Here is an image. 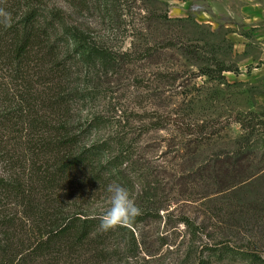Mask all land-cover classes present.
Returning <instances> with one entry per match:
<instances>
[{
    "label": "rangeland",
    "instance_id": "obj_1",
    "mask_svg": "<svg viewBox=\"0 0 264 264\" xmlns=\"http://www.w3.org/2000/svg\"><path fill=\"white\" fill-rule=\"evenodd\" d=\"M44 1L77 34L61 60L79 148L104 143L97 163L116 166L85 212L107 209L110 184L140 208L131 222L100 228L99 259L74 264H251L242 252L264 260V133L233 119L264 113L249 110L244 60L264 55L254 44L264 0ZM212 60L234 72L209 77ZM15 150L24 153V140Z\"/></svg>",
    "mask_w": 264,
    "mask_h": 264
},
{
    "label": "trees",
    "instance_id": "obj_2",
    "mask_svg": "<svg viewBox=\"0 0 264 264\" xmlns=\"http://www.w3.org/2000/svg\"><path fill=\"white\" fill-rule=\"evenodd\" d=\"M63 22L61 8L44 0H0V264H74L102 255L93 249L100 215L84 205L116 166L97 163L104 143L80 149L81 134L70 125V69L61 46L77 34L65 33ZM212 65L209 77L234 72ZM262 118L249 112L233 119L251 135L264 133ZM22 140L24 153L16 156ZM241 255L264 264L255 253Z\"/></svg>",
    "mask_w": 264,
    "mask_h": 264
},
{
    "label": "clouds",
    "instance_id": "obj_3",
    "mask_svg": "<svg viewBox=\"0 0 264 264\" xmlns=\"http://www.w3.org/2000/svg\"><path fill=\"white\" fill-rule=\"evenodd\" d=\"M110 194L109 206L100 215V227L104 230L131 222L140 214V208L126 187L120 184L107 186Z\"/></svg>",
    "mask_w": 264,
    "mask_h": 264
},
{
    "label": "crops",
    "instance_id": "obj_4",
    "mask_svg": "<svg viewBox=\"0 0 264 264\" xmlns=\"http://www.w3.org/2000/svg\"><path fill=\"white\" fill-rule=\"evenodd\" d=\"M252 28H255L256 26H251ZM260 31H257L255 34L256 42L254 43L257 45L258 49H262L264 47V35L260 34ZM240 54L241 51H238ZM237 52V53H238ZM264 54V53H263ZM260 58H256L252 55H249L248 57H244L247 62L246 65H251V80H252V87H255L253 91H255V94L253 95L255 97V102L251 103V106L249 107L250 111H253L255 109H259L260 111H264V55L261 56V54H258ZM242 58V57H241ZM258 106V107H257Z\"/></svg>",
    "mask_w": 264,
    "mask_h": 264
}]
</instances>
